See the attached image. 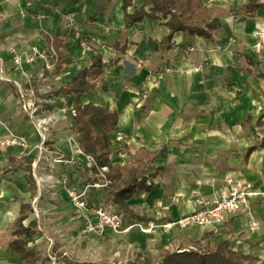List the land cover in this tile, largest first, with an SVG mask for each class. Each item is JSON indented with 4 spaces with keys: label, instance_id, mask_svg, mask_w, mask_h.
Here are the masks:
<instances>
[{
    "label": "crops",
    "instance_id": "0c3cea01",
    "mask_svg": "<svg viewBox=\"0 0 264 264\" xmlns=\"http://www.w3.org/2000/svg\"><path fill=\"white\" fill-rule=\"evenodd\" d=\"M23 1L0 0V69L3 68L4 77L10 80L0 81L4 84L0 88V116L7 128L28 137L31 146L28 156L32 157L40 142L38 131L18 114L19 99L9 92L12 87L16 89L14 81L26 85L25 72L39 70L45 61L38 59L35 62L38 68L25 63L19 72L10 46L16 45L21 54L32 51L35 46L41 51L42 45L47 46L43 31L62 35L67 31L64 21L55 17L41 20L33 17V11L42 13L37 5L41 0H33L30 8H23ZM122 1L86 0L85 5L77 8L75 0H68L65 9L66 13L76 12V25L83 27L82 31L97 45L105 47V52L99 55L107 64L104 69L111 83L110 90L86 93L82 103L94 102L116 109L117 134L123 136L131 151L141 147L153 151L167 147L155 168L147 173L148 182L156 189L135 196V205L141 208L135 212L144 215L147 223L153 221L159 225L157 231L169 232L160 225L193 213L198 209L196 198L216 199L226 189L227 179L251 182L255 195L248 207L228 217L218 238L230 239L236 249L264 260V199L261 196L264 191V77L261 76L264 74V9L248 15L244 6L249 0H203L210 6H229L234 13L216 18L221 26L211 40L181 32L169 40L166 20L145 19L140 24L128 25ZM256 1L264 4V0ZM141 4L135 1V7ZM39 22H45L46 30L38 28ZM255 32L260 35H254ZM47 48L46 54L52 63V51ZM74 56L78 61V56ZM90 63L91 56L85 64ZM167 67L172 72L154 88L157 75ZM50 73L56 75L55 68ZM7 133L0 126V135ZM70 135L76 138L71 129V133H62L57 139L59 151L67 156L78 144L70 140L71 148H65L64 141L69 143V138H63ZM11 156H16V149L0 148V264H24L10 243L17 238L14 231L19 218L14 230L12 219L20 217L21 207L27 202L13 206L11 202L14 197L36 198L38 185L37 194L32 196L27 171L9 170ZM126 159L115 157L114 162L123 164ZM54 169L53 178L55 173L69 176L70 188L76 191L83 190L89 177L81 161L70 166L55 164ZM93 192L104 197L105 190ZM108 203L111 202L108 200ZM251 215L259 222L254 231L249 228ZM25 221L24 225L28 226ZM207 232L200 227L186 231L187 238L193 241Z\"/></svg>",
    "mask_w": 264,
    "mask_h": 264
},
{
    "label": "trees",
    "instance_id": "16d2710c",
    "mask_svg": "<svg viewBox=\"0 0 264 264\" xmlns=\"http://www.w3.org/2000/svg\"><path fill=\"white\" fill-rule=\"evenodd\" d=\"M86 1V0H84ZM137 0H123L122 9L124 19L128 25H136L145 19L166 20L164 25L169 29L167 39L171 40L175 33L181 32L192 37L213 39V34L220 28L216 18L234 13L229 6H210L203 0H138L142 4L135 7ZM135 8L130 12L131 8ZM248 15L264 9V4L256 0H249L244 6ZM83 29V27H80ZM46 45L52 51V65L55 74L63 76L74 65L76 57L71 54V43L59 33L43 31ZM117 46V45H115ZM116 62V61H115ZM107 66L100 55H92L91 63L83 65L78 73L70 77L63 87L64 94L70 98L75 114L68 111V120L72 123V130L80 149L94 158L91 168L93 174H99L105 167L109 184L104 189L112 205L121 209L130 219L137 222H147L144 215L136 213L129 205L139 192L151 193L156 186L149 183L147 173L155 168L156 161L166 152L163 146L157 150L141 147L131 151L123 143L121 148H113L114 137L119 128V114L116 109L100 106L94 102L82 103V96L97 89L109 92L111 83L106 79ZM264 77V74L261 75ZM254 150L250 149L249 154ZM120 153H126V161L115 163L114 159ZM33 159L28 155L11 156L9 170L24 169L27 171V180L32 196L37 194V183L32 174ZM31 204L21 207L20 217L16 223L14 235L17 237L10 243V248L18 254L24 264H38L41 254L28 247L27 239L33 238L38 230V223L32 220L28 226L24 221L28 218ZM206 245L201 250V243ZM196 246L187 249L165 248L162 259L157 264H264L259 257L244 253L232 246L230 239L219 240L212 232H207L195 242Z\"/></svg>",
    "mask_w": 264,
    "mask_h": 264
},
{
    "label": "rangeland",
    "instance_id": "374dc122",
    "mask_svg": "<svg viewBox=\"0 0 264 264\" xmlns=\"http://www.w3.org/2000/svg\"><path fill=\"white\" fill-rule=\"evenodd\" d=\"M67 3L68 0H41L37 5L42 13L38 12L36 14L33 11L32 15L40 20L41 18L55 17L54 19L64 21L66 31L65 22L67 17L69 15L77 16L74 11L66 13L67 9L65 8ZM75 4L79 8L85 5V1L75 0ZM22 7H26L24 1ZM38 28L46 30L45 22L43 24L39 22ZM63 35L71 43V54H76L79 58L78 61H75L76 66L71 67L70 71L62 77H57L50 73L51 69L48 68V65L51 66L52 63L51 59L48 58V61L39 70L26 71L25 76L28 79V83L23 85V88L24 90L34 92V105L31 106V109L28 108V111L23 107L18 90L12 87L9 92V95L13 93L19 99V104L16 105L18 114L30 121L34 128L37 129L39 120L46 119L50 121L47 125V131L44 132L45 145L49 149L45 153L46 158L38 161L40 154L38 152L34 154V151H32V174L36 173L38 177L43 179L49 177L55 171V164L53 163L55 157L58 154H64L63 151H59L57 139L62 133H71L72 129V123L67 117L71 102L62 89L69 82L70 77L75 74L74 72L80 70L89 60V58L84 59L81 57L78 40L74 38L73 33L66 32ZM10 47L17 49L16 45ZM36 47L32 51H23L22 55L33 52L45 53L48 49L45 45H42L41 51L38 48L36 49ZM30 66L38 68L35 62L30 64ZM17 69L21 72L19 67ZM3 87L4 84L1 83L0 88ZM6 91H9V89L6 88ZM0 126H3L8 132L6 136L0 135V138L7 137L10 133L24 135L7 128L1 116ZM38 134L40 137L39 131ZM24 136L27 137L26 135ZM70 140L76 145L77 140L75 136H72L68 140L69 143ZM34 162H38L36 169L34 168ZM78 162L80 161L77 160ZM86 169L88 170V168ZM8 176L10 175L8 174ZM58 176V173L54 174V183L44 182L38 184L36 182L38 185L37 199L30 198L28 195L20 198L14 197L11 202L12 206L19 205L22 202L31 204L25 224L30 223L32 220H36L38 223L36 235L34 238L28 240V247L41 254L38 264H157L162 259L161 252L165 248H192L196 246L195 242L202 238L200 237L194 241L190 240L187 238V228L183 230L175 228L169 232L157 231V228L150 229L147 222H136L130 219L123 211L121 212L125 215V220L122 228L117 231H110L111 233L104 237L88 236L83 232V221L79 212L70 203L67 195V191L71 187L69 176ZM89 181L90 177L86 179L85 185ZM87 197L95 205L103 202L108 203L106 192L104 193V197H99L97 193L90 191ZM129 205L134 211L140 212L141 208L135 205V197L129 201ZM115 208L119 209L116 206ZM18 218L17 216L12 219V230H14V223ZM37 236L42 237V242H39ZM188 239L191 242H188ZM205 243L206 241L201 243V250L204 249Z\"/></svg>",
    "mask_w": 264,
    "mask_h": 264
},
{
    "label": "built area",
    "instance_id": "2783aa9c",
    "mask_svg": "<svg viewBox=\"0 0 264 264\" xmlns=\"http://www.w3.org/2000/svg\"><path fill=\"white\" fill-rule=\"evenodd\" d=\"M27 8L32 7L33 0H24ZM67 33L71 32L74 34V38L78 40V46L80 48L81 57L86 59L92 55H99L105 52V47L102 45H97L94 39L82 31V28L76 25L75 17L69 15L65 22ZM254 35L259 36V32H255ZM10 54L14 64L21 68L23 65L32 64L38 59L43 61H48L49 55L43 52H33L27 55H22L17 51L15 47L10 49ZM48 68L53 69L54 66L48 65ZM172 72L171 67L165 68L163 71L159 72L157 75V81L153 84L154 88L159 86L166 74ZM0 81H10L7 77H4L3 68L0 69ZM14 85L20 94V100L23 103V107L28 111L31 106L34 105L33 91L24 90L23 85L14 81ZM73 114H75L74 106L70 107ZM43 121V122H42ZM50 121L44 119L39 120L37 129L40 133V142L36 146L37 152L40 154L38 161H41L45 157V153L49 151L46 147L45 133L47 131V125ZM71 142V141H70ZM124 143V138L121 134H116L114 137L113 148L119 149ZM0 148L1 149H16V156L20 157L23 155H29L30 144L24 135L10 133L9 136L0 138ZM126 153L118 154L117 158H126ZM80 160L86 168H88L90 181L87 183L82 191H76L75 189L69 188L67 195L70 203L79 212L80 217L83 221V232L88 236H106L109 231H117L124 225L123 214L115 208L111 203H101L95 205L91 202L87 195L93 190H104L109 181L106 178L105 172L108 168L105 167L101 170L99 174H93L91 168L94 165V158L90 155H86L79 147L76 145L73 153L69 156L64 154H58L53 160L54 164H62L65 166L74 165ZM116 163V162H115ZM38 162H34V168L36 169ZM35 180L38 184L44 182L54 183L55 179L52 175L43 179L38 177L36 173L33 174ZM255 195V187L253 183L244 180H226V189L213 200L196 198L195 204L198 209L189 215L182 216L178 219L167 221L160 225L164 230L170 231L175 228L186 229L190 227H200L212 232L215 235H219L222 227L226 223L230 215H234L240 212L242 209L248 207L250 198ZM261 196L264 199V191L261 192ZM137 225V224H136ZM148 227L150 229L158 228L155 222H148ZM259 227V222L251 215L249 228L254 231ZM181 251L180 249H178Z\"/></svg>",
    "mask_w": 264,
    "mask_h": 264
},
{
    "label": "bare ground",
    "instance_id": "6f19581e",
    "mask_svg": "<svg viewBox=\"0 0 264 264\" xmlns=\"http://www.w3.org/2000/svg\"><path fill=\"white\" fill-rule=\"evenodd\" d=\"M42 122H43V121H42ZM71 137H72V135L67 136V137L64 136L63 139H65V138H66V139H68V138L70 139ZM64 146H65V148L68 149V150L71 148V144H70V143H66V144H65V141H64ZM37 239L39 240V242H42V237H41V236H37Z\"/></svg>",
    "mask_w": 264,
    "mask_h": 264
}]
</instances>
